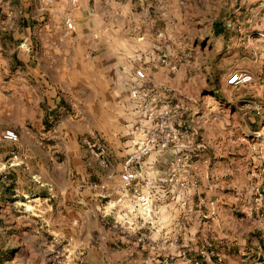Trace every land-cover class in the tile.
<instances>
[{"label": "crops", "instance_id": "0c3cea01", "mask_svg": "<svg viewBox=\"0 0 264 264\" xmlns=\"http://www.w3.org/2000/svg\"><path fill=\"white\" fill-rule=\"evenodd\" d=\"M111 1L117 3L78 0L71 7L69 0L52 4L34 0L31 17L38 24L16 25L9 10L15 17L23 15L18 5L22 0H8L9 17L0 26V135L11 127L20 138L0 139V185L15 179L14 195H27L23 202L41 213L50 231L75 250L83 249L86 264H199L204 236L220 226L217 233L222 237L229 213L222 196L207 209L195 203L202 192H211L200 179L235 178L238 171L253 170V161L243 166L244 159L224 149L230 141L201 136L198 120L183 172L185 186L169 180L177 155V149L170 148L148 156L142 165L144 175L132 187H121L135 126L152 124L130 94L131 86L139 82L135 70L143 67L147 75L148 87L141 97L155 94L167 101V84L161 78L163 65L133 61L132 43L109 36L104 19L112 9L106 10L103 3ZM68 15L74 18L75 29L66 27ZM114 114L128 120L115 131L108 129ZM94 130L108 147V166L85 143ZM191 179H197L196 184H190ZM134 187L151 194L150 217L134 208ZM117 242L122 245L113 247ZM226 256L230 263L237 258L229 251Z\"/></svg>", "mask_w": 264, "mask_h": 264}, {"label": "rangeland", "instance_id": "374dc122", "mask_svg": "<svg viewBox=\"0 0 264 264\" xmlns=\"http://www.w3.org/2000/svg\"><path fill=\"white\" fill-rule=\"evenodd\" d=\"M116 1L103 3L106 10L112 9L104 19L108 34L132 43L133 61L147 59L165 67L161 78L167 84V101L155 94L146 99L178 109L181 125L190 133V154L197 136L192 127L199 120L201 136L230 141L224 149L244 159L243 166L253 161V170L238 171L235 178L200 179L199 184L211 192H202L195 203L207 209L209 202L222 196L229 213L227 229L221 227L222 237L217 233L220 226L204 236L199 264H229L228 251L237 257L230 264H264V0ZM21 3L23 15L15 17L10 9L11 21L38 24L31 17L36 2ZM69 3L78 5V1ZM4 9L6 21L9 15ZM241 70L250 72L253 79L232 85L231 75ZM111 116L108 129L113 131L128 122ZM195 117L201 118L196 121ZM141 125L135 126L133 140L141 137ZM196 181L191 179L190 184ZM8 183L0 185V264H86L83 249L75 250L50 231L41 213L23 202L28 196L14 195L15 179ZM216 208L211 206L213 211ZM118 245L122 244H112Z\"/></svg>", "mask_w": 264, "mask_h": 264}, {"label": "built area", "instance_id": "2783aa9c", "mask_svg": "<svg viewBox=\"0 0 264 264\" xmlns=\"http://www.w3.org/2000/svg\"><path fill=\"white\" fill-rule=\"evenodd\" d=\"M45 1L49 4L55 2V0ZM71 1L75 4L78 0ZM6 4L7 0H0V26L4 24L2 12ZM64 22L67 28H76V23L72 16H66ZM135 73L139 82H135L131 86L130 94L138 100V105L145 113L146 119L152 124L149 128H142L141 137L133 140V150L124 162V172L120 185L122 188L128 189L134 185V180L140 179L144 175L142 165L148 156L155 153H162L170 148H175L177 149V155L171 163L169 180L178 183L180 186H185L183 172L191 158L189 152L190 133L182 127L178 109H174L168 104L157 105L153 100L141 97L143 91L147 90L145 83L147 75L145 69L142 67L136 68ZM252 79L253 76L250 72L241 70L234 72L229 82L237 86L249 82ZM19 138V132L11 127L4 129L0 135V139L11 141H18ZM84 140L87 147L99 157L101 164L108 166V147L99 135L92 132L91 137H86ZM135 165H138L137 168H135ZM134 193L136 198L133 204L134 208L138 209L139 213L144 217H150L153 205L151 194L139 187H134Z\"/></svg>", "mask_w": 264, "mask_h": 264}]
</instances>
